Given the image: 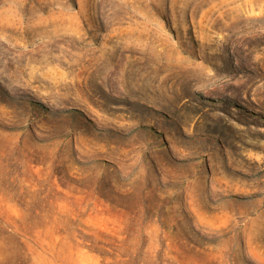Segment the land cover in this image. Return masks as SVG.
<instances>
[{"label": "rangeland", "instance_id": "obj_1", "mask_svg": "<svg viewBox=\"0 0 264 264\" xmlns=\"http://www.w3.org/2000/svg\"><path fill=\"white\" fill-rule=\"evenodd\" d=\"M0 264H264V0H0Z\"/></svg>", "mask_w": 264, "mask_h": 264}]
</instances>
